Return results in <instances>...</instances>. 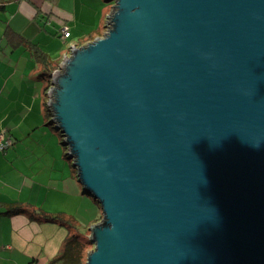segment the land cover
<instances>
[{
	"label": "water",
	"instance_id": "1",
	"mask_svg": "<svg viewBox=\"0 0 264 264\" xmlns=\"http://www.w3.org/2000/svg\"><path fill=\"white\" fill-rule=\"evenodd\" d=\"M47 106L103 218L87 264H264V0H106Z\"/></svg>",
	"mask_w": 264,
	"mask_h": 264
},
{
	"label": "crops",
	"instance_id": "2",
	"mask_svg": "<svg viewBox=\"0 0 264 264\" xmlns=\"http://www.w3.org/2000/svg\"><path fill=\"white\" fill-rule=\"evenodd\" d=\"M0 4H4L0 9V132L14 138L13 145L0 153V264H51L70 231L41 214L71 213L81 186L47 127L46 85L32 44L55 59L60 45L54 44L46 28L62 36V27L69 26L71 35L61 41L70 42L71 48L79 46L82 40L91 41L107 31L112 8L106 0H0ZM9 32L26 42L14 43L17 40ZM15 206L26 211L9 213Z\"/></svg>",
	"mask_w": 264,
	"mask_h": 264
},
{
	"label": "rangeland",
	"instance_id": "3",
	"mask_svg": "<svg viewBox=\"0 0 264 264\" xmlns=\"http://www.w3.org/2000/svg\"><path fill=\"white\" fill-rule=\"evenodd\" d=\"M113 5H114V2H109V6L111 8L113 7ZM49 15H50V12H49ZM45 32L46 33H51L50 36L53 39L56 40L54 42V44L60 45V46H58L59 52L57 54H54L53 57L55 59H57L58 61H60V60L62 61L64 59V57L69 55L70 52H71V44H70V42H66V43L62 42L61 41V38H62L61 33H57V35H54L50 31L49 28H46ZM58 34H60V35H58ZM74 39H76V38H74ZM87 42H89V41L85 42V40H82L80 42L81 44L79 46L84 45ZM44 99H45V103H47L48 96H45V93H44ZM47 116H48V123H49V125L47 127L50 130V133L54 134V139L56 140V142L58 143L59 147L63 151V153H64L63 155H64V157L66 159V164H67L68 168L72 169V170H74V172H76L75 176L77 177V180L80 183L79 178H78V171H77V169H76V167L74 165V160H70L72 157L69 154V148L64 146L65 137L57 129V126L54 125V122H52L51 114L48 113ZM80 186H81V191H80L81 194L78 196L80 198L71 207V209H72L71 213L69 211L66 212L64 210L65 213L57 214V215L60 216V220L64 221V225H66L68 227L69 231H70V239H69V241H71L72 237L74 235H76V234L88 235V237L90 238V233H91L90 229H91V227L93 225H95L96 223H99L102 220V218H103V212H102V207H101L100 203L94 197H89V194L84 191V188H83L81 183H80ZM27 214L30 215V212H28ZM50 215L53 216V214H50ZM76 218H78L79 222L76 220ZM67 242L68 241L65 242L64 246L66 245ZM63 252H64V250H62L61 254H64ZM87 258H88V254L84 258L85 264H87ZM53 264H58V263H53Z\"/></svg>",
	"mask_w": 264,
	"mask_h": 264
},
{
	"label": "trees",
	"instance_id": "4",
	"mask_svg": "<svg viewBox=\"0 0 264 264\" xmlns=\"http://www.w3.org/2000/svg\"><path fill=\"white\" fill-rule=\"evenodd\" d=\"M3 7H4V4H0V9H2ZM9 34L12 37V39L17 40V42H14V43L26 42L25 39H23V37L19 35H16L12 32L11 33L9 32ZM32 46H33L34 56L36 60L42 63V72L40 73V77L42 78L43 82L46 85L44 89L45 96H48L47 92L51 86L52 75L54 71L59 68L61 60L58 61L57 59H52L43 50H41L36 44H32ZM45 105L48 109L47 103H45ZM64 146L66 145L64 144ZM24 211H26V209L23 208L22 206H15L10 209L9 213L15 214V213H21ZM32 215H35V214L32 213ZM36 215H39V213ZM41 216H44V219L48 222H54V223H59L61 225H64V221L60 220L59 215L52 216V215H47V214L45 215L42 213ZM69 239L66 245L63 247L64 254H60L56 259H54V261L51 262V264L53 263L81 264L85 256H87L88 252L93 250L94 248V243L90 240L88 235L76 234L72 237L71 241H69Z\"/></svg>",
	"mask_w": 264,
	"mask_h": 264
},
{
	"label": "built area",
	"instance_id": "5",
	"mask_svg": "<svg viewBox=\"0 0 264 264\" xmlns=\"http://www.w3.org/2000/svg\"><path fill=\"white\" fill-rule=\"evenodd\" d=\"M62 36L68 38L71 35L70 28L67 25H64L61 29ZM14 139L6 131L0 132V153L6 152L9 147L13 145Z\"/></svg>",
	"mask_w": 264,
	"mask_h": 264
}]
</instances>
